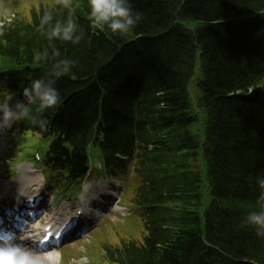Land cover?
I'll list each match as a JSON object with an SVG mask.
<instances>
[{"label": "trees", "instance_id": "obj_1", "mask_svg": "<svg viewBox=\"0 0 264 264\" xmlns=\"http://www.w3.org/2000/svg\"><path fill=\"white\" fill-rule=\"evenodd\" d=\"M15 5L0 27L2 96L42 80L61 99L13 123L35 141L28 156L41 151L65 193L90 153L114 175L129 166L118 154L134 161L145 236H107L97 264H264V230L247 220L264 211V0H129L124 35L95 26L88 0ZM69 19L76 43L51 36Z\"/></svg>", "mask_w": 264, "mask_h": 264}, {"label": "clouds", "instance_id": "obj_2", "mask_svg": "<svg viewBox=\"0 0 264 264\" xmlns=\"http://www.w3.org/2000/svg\"><path fill=\"white\" fill-rule=\"evenodd\" d=\"M63 3L66 7L69 6V0H63ZM88 6L90 9L89 18L95 26L103 28L106 25L111 32L121 35L132 30L135 20L129 0H88ZM44 19L47 21L50 17L45 16ZM75 29L76 24L69 19L66 25L62 26L57 23L51 30V36L76 43L79 37L74 39ZM63 63L67 65L69 62L64 61ZM62 74V72L56 73L57 76ZM23 95L27 98V105L18 102L13 106L11 96L0 97V128L10 129L15 121L28 118L30 114L28 105L33 102L38 101L41 111L55 109L61 102L58 91L51 84H45L42 80L33 81L30 88L24 89ZM44 123H49V121ZM261 183L264 186V181ZM247 220L258 229L264 230V211L250 213ZM13 240L12 234L0 235V264H52L45 258L44 253L48 249H41L38 253L33 252L13 243ZM79 264H87V258L82 257Z\"/></svg>", "mask_w": 264, "mask_h": 264}, {"label": "bare ground", "instance_id": "obj_3", "mask_svg": "<svg viewBox=\"0 0 264 264\" xmlns=\"http://www.w3.org/2000/svg\"><path fill=\"white\" fill-rule=\"evenodd\" d=\"M6 148V143L3 141H0V153L3 152V150ZM33 171V173L31 172ZM26 180L28 183L23 182ZM43 181L42 176L38 173H36L33 169H26L24 171V174L19 178V180L13 181V182H6L2 178V172L0 173V193L4 197L2 203L6 204L10 201H17L22 196H25L27 194H36V196L39 195V190H41V182ZM120 183H112L105 181L104 184H101V191H98L97 193H94L91 197H88L86 199L85 205L88 208V217L91 219V222L99 221L101 218L104 217V215L107 213V210L109 209L113 201H117L119 197V190H120ZM35 188V190H33ZM90 187L86 186L85 190L88 191ZM117 198V199H115ZM26 199V198H24ZM23 199V200H24ZM13 215H16L21 212H11ZM22 214H19L18 216L21 217ZM47 220L53 222L54 224H61L63 225L68 221L67 217V211L65 210L63 213L58 215V218H46ZM46 219L42 220V223L46 221ZM88 219V220H89ZM40 220V219H39ZM22 224H24V227H26L29 222L27 220L22 219ZM41 230L40 222L31 224L28 229H24L19 231L18 234L14 235V241L13 243H22L24 241L28 242V244H34V239L37 238L39 235V232ZM26 249H28V246H23ZM44 249V248H41ZM40 249V250H41ZM29 250V249H28ZM55 258L54 260L59 259V254L55 253L53 255Z\"/></svg>", "mask_w": 264, "mask_h": 264}, {"label": "rangeland", "instance_id": "obj_4", "mask_svg": "<svg viewBox=\"0 0 264 264\" xmlns=\"http://www.w3.org/2000/svg\"><path fill=\"white\" fill-rule=\"evenodd\" d=\"M13 135V142L11 139H7L5 137L4 141L7 145L6 149L3 150L2 153H0V168L2 167V164L5 163L4 165L8 166L9 163H12V159H8V156H9V152L11 151L12 149V146H16L18 151H20L19 153V156L20 158H23V157H27L29 155V153L33 150L31 145L35 142L31 139V141L27 144L25 143L24 139L25 137L24 136H21V135H17V134H12ZM2 139V137L0 136V140ZM18 156V155H17ZM6 159V161H5ZM17 159V158H15ZM4 161V162H3ZM3 169V168H2ZM4 170V169H3ZM10 171L7 170V172L5 173V175H3V180L4 179H8V176L10 175ZM39 174L42 175V172L39 171L38 172ZM98 174H102L101 172L99 171H96V173L94 174V177L96 178L98 176ZM43 176V175H42ZM44 179V178H43ZM112 224V221L111 219H108L106 221H104V223L95 231H93L90 235V241L89 242H85V245H83L82 243H79L77 245L78 248H83L84 247V251H85V254L88 258L90 259H94V260H98L99 257L93 253L94 252V249L98 247V245L101 243H103L105 240L100 236L103 234V232L109 227L111 226ZM74 246V247H73ZM72 247L69 248L66 247L63 252H62V255L64 257V260L65 262L69 261V260H73L79 256H82V251H78L76 250L75 248V244L73 245Z\"/></svg>", "mask_w": 264, "mask_h": 264}]
</instances>
